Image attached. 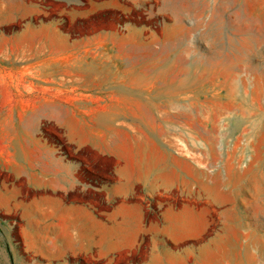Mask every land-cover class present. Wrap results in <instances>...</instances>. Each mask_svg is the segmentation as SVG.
<instances>
[{
	"label": "crops",
	"instance_id": "1",
	"mask_svg": "<svg viewBox=\"0 0 264 264\" xmlns=\"http://www.w3.org/2000/svg\"><path fill=\"white\" fill-rule=\"evenodd\" d=\"M152 1L0 0V30L21 23L0 31V212L18 216L22 245V254L0 250V264H240L236 238L209 235V208L187 201L191 161L114 123L150 112L119 87L82 93L148 77L130 69L128 46L112 44L129 4ZM163 1L174 13L176 0ZM54 8L60 19L34 20ZM48 127L78 155L61 151ZM170 193L182 203L162 202Z\"/></svg>",
	"mask_w": 264,
	"mask_h": 264
},
{
	"label": "rangeland",
	"instance_id": "2",
	"mask_svg": "<svg viewBox=\"0 0 264 264\" xmlns=\"http://www.w3.org/2000/svg\"><path fill=\"white\" fill-rule=\"evenodd\" d=\"M176 3L174 13L163 0L130 3L116 22L123 37L112 45L128 46L123 57L130 69L150 70L147 78L120 86L109 80L82 93L130 92L123 93L130 106H142L150 116L115 119V125L143 128L170 158L191 161L195 185L187 201L209 208V235L225 229L236 238L240 264H264V0H176L173 9ZM49 10L34 20L62 17L61 8ZM20 25L0 31L12 33ZM48 130L61 151L78 155L53 127ZM161 201L182 203L175 193ZM157 216L151 211L148 219ZM20 229L17 215L0 212L2 254H22Z\"/></svg>",
	"mask_w": 264,
	"mask_h": 264
},
{
	"label": "bare ground",
	"instance_id": "3",
	"mask_svg": "<svg viewBox=\"0 0 264 264\" xmlns=\"http://www.w3.org/2000/svg\"><path fill=\"white\" fill-rule=\"evenodd\" d=\"M185 6V5H184ZM177 8V7H176ZM186 13V12H185Z\"/></svg>",
	"mask_w": 264,
	"mask_h": 264
}]
</instances>
